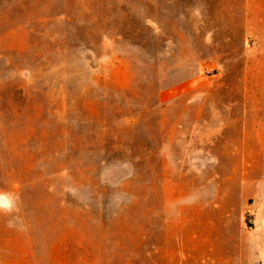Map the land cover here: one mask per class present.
<instances>
[{"label":"rangeland","instance_id":"1","mask_svg":"<svg viewBox=\"0 0 264 264\" xmlns=\"http://www.w3.org/2000/svg\"><path fill=\"white\" fill-rule=\"evenodd\" d=\"M0 264H264V0H0Z\"/></svg>","mask_w":264,"mask_h":264}]
</instances>
